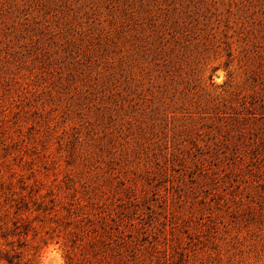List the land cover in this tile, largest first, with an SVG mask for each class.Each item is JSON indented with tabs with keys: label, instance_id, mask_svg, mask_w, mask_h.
Listing matches in <instances>:
<instances>
[{
	"label": "rangeland",
	"instance_id": "obj_1",
	"mask_svg": "<svg viewBox=\"0 0 264 264\" xmlns=\"http://www.w3.org/2000/svg\"><path fill=\"white\" fill-rule=\"evenodd\" d=\"M0 264H264V0H0Z\"/></svg>",
	"mask_w": 264,
	"mask_h": 264
},
{
	"label": "trees",
	"instance_id": "obj_2",
	"mask_svg": "<svg viewBox=\"0 0 264 264\" xmlns=\"http://www.w3.org/2000/svg\"><path fill=\"white\" fill-rule=\"evenodd\" d=\"M10 261L12 262L11 258H10Z\"/></svg>",
	"mask_w": 264,
	"mask_h": 264
}]
</instances>
